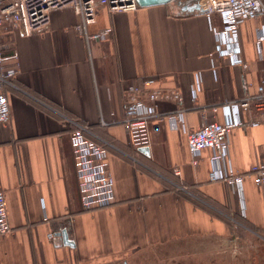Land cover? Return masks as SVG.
Segmentation results:
<instances>
[{"label":"crops","instance_id":"1","mask_svg":"<svg viewBox=\"0 0 264 264\" xmlns=\"http://www.w3.org/2000/svg\"><path fill=\"white\" fill-rule=\"evenodd\" d=\"M79 20L66 6L53 9L49 24L31 34L0 25L4 53H17L5 63L17 66L20 87H5L11 116L0 122V190L12 227L0 235V264H133L151 246L230 237L239 225L264 236V190L249 174L264 161V116L255 106L264 84V41L258 42L264 14L238 27L246 66L218 52V14L185 13L174 4L114 11L101 6L88 31L112 32L90 41L76 29ZM196 75L201 87L194 96ZM150 78L158 79L151 88L180 92L183 99L158 101L146 155L124 120L127 87ZM247 96L251 104L240 110L243 123L229 134V158L220 165L244 175L238 188L210 179L212 149L193 162L187 135L209 122H225L227 103ZM179 108L184 121L174 128L167 114ZM62 113L112 143V204L83 209L73 125ZM64 228L74 246L56 235Z\"/></svg>","mask_w":264,"mask_h":264},{"label":"built area","instance_id":"2","mask_svg":"<svg viewBox=\"0 0 264 264\" xmlns=\"http://www.w3.org/2000/svg\"><path fill=\"white\" fill-rule=\"evenodd\" d=\"M209 16L218 14L222 19L220 28L214 27L217 37V50L221 55L229 56L233 63L246 64L241 58L238 46L237 31L239 25L246 19L264 14V0H199ZM66 6L74 8L79 15L76 29L85 34L87 39L102 40L109 36L112 27H107L96 33H89V24L96 21L98 10L107 6L110 10H132L137 8L135 0H0V25L10 26L12 29L22 30L25 34L46 26L50 22L53 9ZM264 41V28L258 32L259 44ZM16 58L17 53L6 55L0 45V122L10 119L11 110L5 87L20 89L15 80L18 72L16 65H7L9 58ZM158 82L157 78H150L142 84H130L127 87V102L125 105V126L132 136L133 144L138 148L149 145L150 134L148 125L159 114L158 101L173 98L181 101L180 92L151 88ZM201 77L196 75L193 84V95L200 90ZM149 96V101L142 97ZM247 96L240 102L227 103V120L225 122H209L197 130L188 131V147L193 156V162L198 163V156L205 148L213 150L210 172L211 180H225L227 183L241 188L244 175L241 173H226L220 165L229 158V134L243 123L240 110L250 106ZM255 106L264 116V84L259 86ZM183 108L167 114L174 128L184 121ZM66 121L73 125L71 142L73 146L76 172L79 180L81 203L83 209H93L108 206L115 200V184L109 168L108 147L112 143L99 138L89 125L62 113ZM255 121L254 123H258ZM180 174L179 169L174 170ZM250 175L264 190V161L252 166ZM9 213L5 192L0 190V235L11 231ZM54 234L51 233L50 237Z\"/></svg>","mask_w":264,"mask_h":264},{"label":"rangeland","instance_id":"3","mask_svg":"<svg viewBox=\"0 0 264 264\" xmlns=\"http://www.w3.org/2000/svg\"><path fill=\"white\" fill-rule=\"evenodd\" d=\"M236 230L230 237L205 235L157 244L139 253L133 264H264V236L241 225Z\"/></svg>","mask_w":264,"mask_h":264},{"label":"water","instance_id":"4","mask_svg":"<svg viewBox=\"0 0 264 264\" xmlns=\"http://www.w3.org/2000/svg\"><path fill=\"white\" fill-rule=\"evenodd\" d=\"M136 4L141 7L145 6H153V5H160V4H174L179 10L185 13H195V12H205L206 10L201 5L199 0H135ZM138 150L146 155L151 154V150L149 145L140 146ZM57 236L61 237L62 242L66 245L74 246V241L69 237V233L67 228L62 229L61 231L56 233Z\"/></svg>","mask_w":264,"mask_h":264},{"label":"trees","instance_id":"5","mask_svg":"<svg viewBox=\"0 0 264 264\" xmlns=\"http://www.w3.org/2000/svg\"><path fill=\"white\" fill-rule=\"evenodd\" d=\"M187 1V0H186Z\"/></svg>","mask_w":264,"mask_h":264}]
</instances>
